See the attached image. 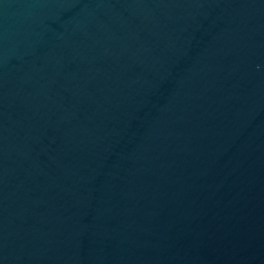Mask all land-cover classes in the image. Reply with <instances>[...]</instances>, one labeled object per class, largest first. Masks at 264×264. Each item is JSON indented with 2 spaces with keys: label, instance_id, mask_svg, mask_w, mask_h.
Segmentation results:
<instances>
[{
  "label": "water",
  "instance_id": "1",
  "mask_svg": "<svg viewBox=\"0 0 264 264\" xmlns=\"http://www.w3.org/2000/svg\"><path fill=\"white\" fill-rule=\"evenodd\" d=\"M0 264H264V0H0Z\"/></svg>",
  "mask_w": 264,
  "mask_h": 264
}]
</instances>
